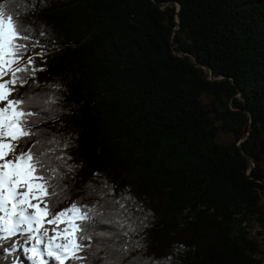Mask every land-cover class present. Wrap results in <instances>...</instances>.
I'll return each mask as SVG.
<instances>
[{"label":"trees","instance_id":"16d2710c","mask_svg":"<svg viewBox=\"0 0 264 264\" xmlns=\"http://www.w3.org/2000/svg\"><path fill=\"white\" fill-rule=\"evenodd\" d=\"M0 4L43 69L13 96L43 98L33 108L59 119L38 127L61 147L70 138L63 152L79 166L57 189L59 207L99 211L119 200L120 218L140 227L122 236L127 224L110 222L106 206L88 230L85 264H103V244L125 239L144 247L121 264L141 254L170 264H264L246 227L264 235V0Z\"/></svg>","mask_w":264,"mask_h":264},{"label":"snow or ice","instance_id":"6c2138e0","mask_svg":"<svg viewBox=\"0 0 264 264\" xmlns=\"http://www.w3.org/2000/svg\"><path fill=\"white\" fill-rule=\"evenodd\" d=\"M6 8L0 4V103L4 104L0 107V264H85L81 253L90 247L86 243L91 240L88 230L100 222L96 217L103 214L106 206L112 217L110 222L119 220V228L127 224L122 236L130 239V234L137 233L140 227L120 218L124 205L119 200H106L99 205V211L96 204L80 202H73L66 209L59 207L62 201L57 189L67 188L65 177L79 166L69 164L72 157L63 152L69 147L70 138H65L61 147L60 138L48 137L46 130L38 127L45 120L59 119L54 113L43 115V109L33 108L43 98L39 94L13 96L17 84H26L37 70L43 69L34 67L33 56L27 55L28 45L19 42L30 37ZM25 58L27 64L21 66L20 61ZM9 75L10 79H4ZM58 150L60 154L56 155ZM86 187L89 194L97 191L91 183ZM105 187L111 191L106 183ZM121 199L133 198L122 195ZM145 220L146 215L140 219L141 225ZM129 239L119 246L115 242L103 244V264H121L122 257L144 247L139 240ZM100 251L98 243L91 254L95 256ZM170 260L171 257L144 258L142 254L132 257L134 264H170Z\"/></svg>","mask_w":264,"mask_h":264},{"label":"rangeland","instance_id":"374dc122","mask_svg":"<svg viewBox=\"0 0 264 264\" xmlns=\"http://www.w3.org/2000/svg\"><path fill=\"white\" fill-rule=\"evenodd\" d=\"M4 79H9V76H6V77H4ZM4 106V104L3 103H0V107H3ZM64 205V204H63ZM249 225V231H250V235L253 237V238H255L257 241H258V243H259V245H260V251L261 252H259V254H260V257L262 258V259H264V235H260L259 233H258V231H259V227L258 226H251L250 224H247L246 225V227ZM251 226V227H250ZM47 227H49V228H51V227H53V226H51V225H48ZM61 227H63V225H61ZM50 234H54V233H51L50 232Z\"/></svg>","mask_w":264,"mask_h":264},{"label":"water","instance_id":"95a60500","mask_svg":"<svg viewBox=\"0 0 264 264\" xmlns=\"http://www.w3.org/2000/svg\"><path fill=\"white\" fill-rule=\"evenodd\" d=\"M212 77H213V73H212V75H211Z\"/></svg>","mask_w":264,"mask_h":264}]
</instances>
